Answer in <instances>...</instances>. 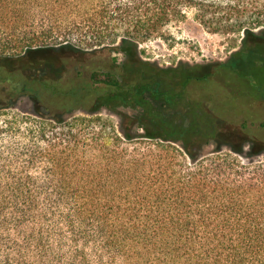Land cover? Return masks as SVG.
<instances>
[{"label":"trees","instance_id":"obj_1","mask_svg":"<svg viewBox=\"0 0 264 264\" xmlns=\"http://www.w3.org/2000/svg\"><path fill=\"white\" fill-rule=\"evenodd\" d=\"M190 12L210 32L254 36L256 53L264 45L254 31L264 0H0V56L116 49L168 35ZM242 52L223 75L260 89ZM151 66H96L80 85L16 89L37 100L50 93L65 111L87 102L88 116L72 121L16 113L0 99V264H264V159H254L264 131L223 151L203 83L230 95L209 76L196 75V98L185 95L199 112L191 117L143 114L118 132L93 117L142 106L137 95L150 84L131 72Z\"/></svg>","mask_w":264,"mask_h":264},{"label":"rangeland","instance_id":"obj_2","mask_svg":"<svg viewBox=\"0 0 264 264\" xmlns=\"http://www.w3.org/2000/svg\"><path fill=\"white\" fill-rule=\"evenodd\" d=\"M259 29L260 32L263 31L264 44V23L254 31L258 32ZM167 30L166 36L121 45L116 49L76 51L67 47H37L19 55L0 56V99L13 105L16 113L50 116L53 112L56 117L72 121L74 118L88 116L87 102L72 111H65L55 104L54 96L50 93L43 92L41 100H37L31 95L14 94L16 89L27 84L36 85L40 94L44 85L66 89L71 85L88 82L92 67L110 69L115 65L121 72L127 66L136 69L138 63L147 62L153 64L152 69H134L135 72H131L139 84L141 80L150 84V88L141 96L137 95L143 105L137 104L134 108L120 106L113 111L100 109V113L93 116L101 118L100 125L112 124L118 132L122 131V122L129 125L138 116L156 114L181 120L183 117L199 114L196 109L190 108L185 95L196 98V75L209 76L210 80L231 96L203 83L205 93L208 94L205 98L209 107L207 112L219 120L217 143L222 146L223 151H227V147L245 146L246 149L247 144L243 142L246 141L243 138L245 133L264 131V45L256 53L254 36L249 35L243 39L244 33L210 32L193 20L191 12L185 22L170 24ZM238 52H242L241 60L247 64L246 71H250L248 77L251 81L258 80L260 89H252V84L247 80L243 89L237 88L223 75L226 72L225 66L232 62ZM253 61L257 62L259 69H254ZM153 76L155 79L151 81ZM238 96L244 97L237 103L232 97ZM85 126L93 128V125L86 123L81 128ZM213 146L206 144L203 147V152L208 153L206 156L213 154ZM254 159H264V154Z\"/></svg>","mask_w":264,"mask_h":264}]
</instances>
